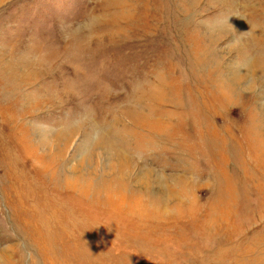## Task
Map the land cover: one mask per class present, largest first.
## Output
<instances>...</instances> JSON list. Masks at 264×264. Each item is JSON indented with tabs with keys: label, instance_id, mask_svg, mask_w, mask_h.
<instances>
[{
	"label": "rangeland",
	"instance_id": "1",
	"mask_svg": "<svg viewBox=\"0 0 264 264\" xmlns=\"http://www.w3.org/2000/svg\"><path fill=\"white\" fill-rule=\"evenodd\" d=\"M0 264H264V0H0Z\"/></svg>",
	"mask_w": 264,
	"mask_h": 264
}]
</instances>
